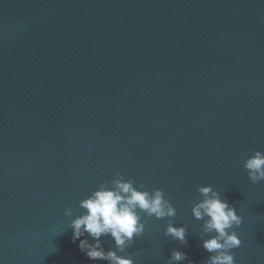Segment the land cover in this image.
Returning <instances> with one entry per match:
<instances>
[{
  "label": "water",
  "instance_id": "obj_1",
  "mask_svg": "<svg viewBox=\"0 0 264 264\" xmlns=\"http://www.w3.org/2000/svg\"><path fill=\"white\" fill-rule=\"evenodd\" d=\"M255 150L264 0H0V264H106L69 224L116 172L162 189L187 228L184 246L164 235L169 218L143 216L118 253L134 264H167L171 249L203 264L191 202L207 185L243 218L235 264H264V181L242 160Z\"/></svg>",
  "mask_w": 264,
  "mask_h": 264
},
{
  "label": "clouds",
  "instance_id": "obj_2",
  "mask_svg": "<svg viewBox=\"0 0 264 264\" xmlns=\"http://www.w3.org/2000/svg\"><path fill=\"white\" fill-rule=\"evenodd\" d=\"M243 168L249 180L255 184L264 181V152L255 150L242 154ZM200 194L191 202V213L196 220L202 221L200 229L201 247L209 253L203 264H235V253L242 241L234 230L243 218L226 197L214 190L211 185L200 186ZM84 210L70 220L72 242L78 243V249L92 261H104L106 264H134L130 255H120L133 245L136 238L145 231L143 216L156 219L169 218L164 235L187 245L186 226H174L176 209L165 198L162 189L151 191L144 185L136 186L133 178L125 179L123 174H116L109 180L101 182L90 195L79 201ZM73 208L66 207L64 216L73 217ZM83 237V239H81ZM102 237H110L115 248L105 249ZM207 237V238H205ZM92 242H89V241ZM187 264L195 262L184 251L171 249L167 264Z\"/></svg>",
  "mask_w": 264,
  "mask_h": 264
}]
</instances>
